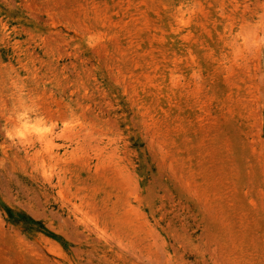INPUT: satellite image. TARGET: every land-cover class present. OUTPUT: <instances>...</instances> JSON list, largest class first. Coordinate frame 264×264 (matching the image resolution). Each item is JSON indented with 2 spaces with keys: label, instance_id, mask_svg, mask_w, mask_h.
I'll return each instance as SVG.
<instances>
[{
  "label": "rangeland",
  "instance_id": "374dc122",
  "mask_svg": "<svg viewBox=\"0 0 264 264\" xmlns=\"http://www.w3.org/2000/svg\"><path fill=\"white\" fill-rule=\"evenodd\" d=\"M0 264H264V0H0Z\"/></svg>",
  "mask_w": 264,
  "mask_h": 264
}]
</instances>
